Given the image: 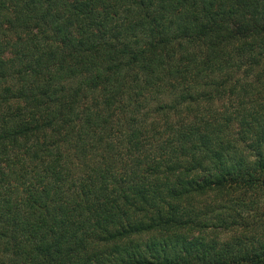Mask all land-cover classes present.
Wrapping results in <instances>:
<instances>
[{
    "label": "trees",
    "instance_id": "trees-1",
    "mask_svg": "<svg viewBox=\"0 0 264 264\" xmlns=\"http://www.w3.org/2000/svg\"><path fill=\"white\" fill-rule=\"evenodd\" d=\"M0 264H264V0H0Z\"/></svg>",
    "mask_w": 264,
    "mask_h": 264
},
{
    "label": "rangeland",
    "instance_id": "rangeland-1",
    "mask_svg": "<svg viewBox=\"0 0 264 264\" xmlns=\"http://www.w3.org/2000/svg\"><path fill=\"white\" fill-rule=\"evenodd\" d=\"M237 230L233 231H222L218 234L219 239H225L228 238L232 233H235Z\"/></svg>",
    "mask_w": 264,
    "mask_h": 264
}]
</instances>
